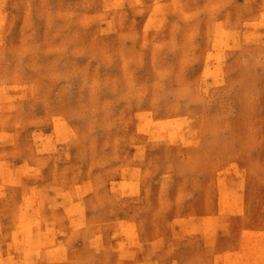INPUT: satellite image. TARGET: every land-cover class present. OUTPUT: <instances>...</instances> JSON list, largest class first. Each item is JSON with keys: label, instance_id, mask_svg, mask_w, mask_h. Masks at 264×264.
<instances>
[{"label": "rangeland", "instance_id": "obj_1", "mask_svg": "<svg viewBox=\"0 0 264 264\" xmlns=\"http://www.w3.org/2000/svg\"><path fill=\"white\" fill-rule=\"evenodd\" d=\"M0 264H264V0H0Z\"/></svg>", "mask_w": 264, "mask_h": 264}]
</instances>
